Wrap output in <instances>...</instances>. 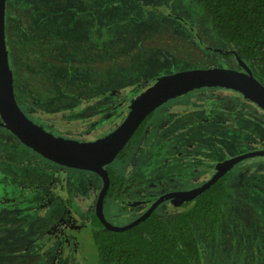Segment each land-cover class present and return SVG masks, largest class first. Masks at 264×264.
I'll return each instance as SVG.
<instances>
[{
  "label": "rangeland",
  "instance_id": "obj_1",
  "mask_svg": "<svg viewBox=\"0 0 264 264\" xmlns=\"http://www.w3.org/2000/svg\"><path fill=\"white\" fill-rule=\"evenodd\" d=\"M5 15L17 102L38 126L65 140H97L121 123L120 109L89 120L86 106H100L107 84L116 85L123 103L146 79L189 69L243 70L264 85V64L217 58L233 47L192 0H7ZM108 37L114 49L104 59ZM123 68L134 71L129 83L119 74ZM59 74L64 91L51 84ZM259 149L264 112L237 91L201 88L159 107L129 158L114 160L109 170L131 180L129 200H155L195 189L215 163ZM227 183V218L216 241H207L204 263L264 264V157L237 164ZM101 189L97 174L45 159L0 122V264H97L91 230ZM145 209L114 196L104 201L106 219L118 227ZM157 210L168 219L181 209L166 200Z\"/></svg>",
  "mask_w": 264,
  "mask_h": 264
},
{
  "label": "trees",
  "instance_id": "obj_2",
  "mask_svg": "<svg viewBox=\"0 0 264 264\" xmlns=\"http://www.w3.org/2000/svg\"><path fill=\"white\" fill-rule=\"evenodd\" d=\"M192 1L203 8L217 36L232 45L230 51H221L225 60L232 57L239 63L264 64V0ZM123 69L131 76L134 73L128 68ZM14 86H17L16 82ZM153 114L136 130L116 159L129 158ZM106 169L110 177L106 197L124 198L133 187L131 180L113 174L110 165ZM228 174L168 219L155 210L134 227L115 232L106 229L94 213L91 231L97 264H205L204 248L207 241H216L232 199Z\"/></svg>",
  "mask_w": 264,
  "mask_h": 264
},
{
  "label": "water",
  "instance_id": "obj_3",
  "mask_svg": "<svg viewBox=\"0 0 264 264\" xmlns=\"http://www.w3.org/2000/svg\"><path fill=\"white\" fill-rule=\"evenodd\" d=\"M5 13L6 0H0V120L22 144L45 159L68 168L93 172L101 178L102 189L97 199L95 214L106 229L115 232L128 230L147 219L166 200L180 207L185 202L194 200L243 160L264 157V149H259L219 161L215 166V173L200 187L166 193L153 201L142 216L128 225L122 227L112 225L104 213V200L110 186L109 172L106 167L116 159L150 114L171 99L201 88L237 91L264 112V85L252 73L230 68L189 69L164 74L157 77L148 89L131 100L128 115L108 134L90 142L65 140L45 131L30 120L17 103L6 43ZM147 202L149 201L127 203L137 206Z\"/></svg>",
  "mask_w": 264,
  "mask_h": 264
},
{
  "label": "flooded vegetation",
  "instance_id": "obj_4",
  "mask_svg": "<svg viewBox=\"0 0 264 264\" xmlns=\"http://www.w3.org/2000/svg\"><path fill=\"white\" fill-rule=\"evenodd\" d=\"M7 1V0H6ZM177 20L179 21V22H182V23H184L186 26H188V28H189V30H191V31H195V29H193L192 27H191V29H190V27H189V25L188 24H186L185 22H184V20L183 19H181V18H177ZM92 22V28H97V21H91ZM79 28H81V26H77L76 27V29L78 30ZM195 33V32H194ZM91 34H92V36L91 37H94V34H95V30H93L92 32H91ZM124 43H125V41H124ZM125 44H127V43H125ZM200 44H201V47L204 49V50H206V51H208V52H214V50H215V48H213V47H209V45L206 43V42H204L203 40H201L200 39ZM113 50L114 49V43H113V41H112V38L111 37H108V40H107V46H106V48H105V51L103 52V58L104 59H108L109 57V55L112 53V51L111 52H109L110 50ZM222 53L220 52L219 54H218V57L217 58H219V59H221L223 62H225V63H238L237 61H236V59H234V58H232V57H228V60H225V58L224 57H222V55H221ZM231 69V68H230ZM110 70V69H109ZM240 71H243V70H240ZM246 72V71H245ZM119 74H120V76H123L124 78H125V80L127 81V83H129L130 81H131V75L127 72L126 73V71L124 70V69H121V71H119ZM171 74V73H170ZM162 75H164V74H159V75H157V76H155V77H153V78H151L150 80H148V79H146L145 80V84H143V86L142 87H136V88H133L137 93H135L134 94V96H132L131 98H129V99H127V101H126V103H123L122 102V100H121V98L123 97V95L121 96V98L120 99H117L116 98V94L118 93V91L117 92H115L113 89L115 88L114 86H116L114 83H111V84H107V88H106V90L103 92V93H106L105 94V99H103L102 101H100V103L97 101V103H98V105H100V106H86V110H88L91 114V119H89L90 120V122H93L94 120H96V119H98V118H100V116H102V115H104L105 114V109H107V110H110V111H113V113L112 114H109V115H106V117L105 116H102L100 119H108V118H110L113 114H114V111H116V109H120L121 110V112H120V116H119V118H121V121L120 122H122L124 119H125V117L128 115V113L130 112V109H129V107H130V103H131V100L134 98V97H136L138 94H140L141 92H143L144 90H146V89H148L155 81H156V79H157V77H159V76H162ZM63 80V81H62ZM64 82H65V77H61L60 76V74L58 75V77H56L55 78V80L53 81V83H51L52 85H54V86H60V89H59V91H64V86H65V84H64ZM14 83H15V81H14ZM99 86V89H100V85H98ZM15 87V86H14ZM16 88L17 87H15V96H16V100H17V95H16ZM83 88L86 90L87 88H86V85H83ZM76 90H78V88H75V90L74 91H76ZM133 90V91H134ZM93 91H95V90H93ZM125 93H126V90H125ZM32 95H33V93H32ZM96 95H98V93H96ZM126 95V94H125ZM36 101H38V102H40L38 99H35ZM172 100V99H171ZM169 102V101H168ZM168 102H166V103H168ZM18 103V102H17ZM165 103V104H166ZM165 104H163V105H165ZM19 105V104H18ZM35 106V105H34ZM20 107V106H19ZM161 107V106H160ZM90 108H91V110H93L92 112L90 111ZM20 109H21V107H20ZM22 110V109H21ZM86 110H85V113H86ZM157 110V109H156ZM155 110V111H156ZM23 111V110H22ZM154 111V112H155ZM24 112V111H23ZM153 112V113H154ZM24 114L28 117V114H26L25 112H24ZM96 115V116H95ZM122 115V116H121ZM151 115V114H150ZM149 115V116H150ZM148 116V117H149ZM147 117V118H148ZM29 118V117H28ZM67 118V117H66ZM146 118V119H147ZM30 119V118H29ZM145 119V120H146ZM31 120V119H30ZM144 120V121H145ZM97 121V120H96ZM99 121V120H98ZM97 121V122H98ZM143 121V122H144ZM0 122H1V120H0ZM34 122V121H33ZM97 122H95V123H97ZM142 122V123H143ZM2 123V122H1ZM35 123V122H34ZM148 123V122H147ZM147 123H146V126H145V128L147 127ZM120 124V123H119ZM112 125V124H111ZM118 126V125H117ZM116 126V127H117ZM141 126V125H140ZM112 127H114V126H112ZM116 127H114L113 129H111V131L112 130H114ZM145 128H144V130H145ZM144 130H143V132H144ZM110 131V132H111ZM11 133V132H10ZM109 133V132H108ZM107 133V134H108ZM13 135V134H12ZM56 136V135H55ZM57 137H59V136H57ZM103 137V136H102ZM80 141V140H79ZM225 160V159H224ZM221 161H223V160H221ZM218 163V162H217ZM217 163H215L214 165H213V169H212V172H211V175L209 176V178L203 183V184H205L211 177H212V175L215 173V166H216V164ZM235 167V166H234ZM233 167V168H234ZM231 171V170H230ZM230 171H228L227 173H229ZM203 184H201V185H203ZM200 185V186H201ZM200 186H198V187H200ZM197 187V188H198ZM39 198V196H37L36 195V199H38ZM106 198V197H105ZM45 199V198H44ZM119 201H120V203L121 204H123V205H125V206H127V207H130V208H137V207H140V206H146V209L143 211V213H141V214H139V216L137 217V218H139L140 216H142L149 208H150V206L152 205V203H153V201H155V200H134V201H149V202H147L146 204H140V205H137V206H132V205H129L127 202H130V201H132V200H129L128 199V194H126L125 196H124V198H121V199H119V198H117ZM196 199V198H195ZM194 199V200H195ZM105 201V200H104ZM193 201V200H192ZM163 203V202H162ZM187 202H185L182 206H180V207H177V208H179V209H182L183 207H184V205L186 204ZM172 204V203H171ZM173 205V204H172ZM174 206V205H173ZM174 207H176V206H174ZM158 208V207H157ZM157 208L155 209V210H157ZM154 210V211H155ZM137 218H135L134 220H136ZM133 220V221H134Z\"/></svg>",
  "mask_w": 264,
  "mask_h": 264
}]
</instances>
